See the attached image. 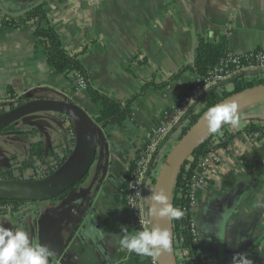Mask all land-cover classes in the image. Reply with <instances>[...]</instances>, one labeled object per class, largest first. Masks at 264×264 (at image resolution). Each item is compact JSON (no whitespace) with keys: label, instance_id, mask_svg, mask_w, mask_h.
<instances>
[{"label":"crops","instance_id":"0c3cea01","mask_svg":"<svg viewBox=\"0 0 264 264\" xmlns=\"http://www.w3.org/2000/svg\"><path fill=\"white\" fill-rule=\"evenodd\" d=\"M1 2L18 12L33 0ZM45 8L63 46L70 52L86 49L82 63L98 90L118 101L138 96L132 120L99 129L96 159L82 182L59 200L6 204L0 224L19 227L48 245L54 253L50 264H148L118 243L121 226L133 233L123 202L126 169L145 133L191 88L194 71L171 77L193 62L198 35L216 41L229 30L231 52L264 50V0H46ZM226 85L224 90L229 91ZM10 90L14 99H70L91 119L100 112L72 75L51 69L32 24L0 27V104L13 101ZM202 105L203 100L194 111ZM249 108L236 128L252 118L261 119L264 126V102ZM16 126L38 134L23 138L13 131L1 133V168L10 164L12 155L24 159L35 140L54 147L61 158L66 148L72 151L54 175L82 165L86 137L70 117L37 112ZM179 133L172 132L158 150L159 166ZM261 135L257 142L239 135L219 148L223 162L208 172L197 191L193 215L205 264H231L236 253H246L253 264H264V131ZM148 187L147 192L151 183Z\"/></svg>","mask_w":264,"mask_h":264},{"label":"trees","instance_id":"16d2710c","mask_svg":"<svg viewBox=\"0 0 264 264\" xmlns=\"http://www.w3.org/2000/svg\"><path fill=\"white\" fill-rule=\"evenodd\" d=\"M45 4L46 2L44 4H37V6H34L32 10L20 17H10L0 8V12L2 13L1 26L21 27L32 24L35 28V34L38 37L46 55V61L51 69L56 73L64 74L66 76L72 75L76 80L77 86L82 89L83 93L94 104L100 107L98 116L93 119L98 129H104L110 125L124 126L126 122L132 120L133 103L138 95H134L124 101H118L110 95L98 90L92 84L90 73L82 63L81 55L86 49L80 52H70L63 46L59 32L49 22ZM228 40L229 30L225 34L220 35L216 41H211L206 36L198 35L193 62L182 66L172 75L171 79L178 78L187 70L194 71L197 76L206 75L222 59L226 58L229 52H231L228 46ZM80 81L83 82V84ZM228 83L233 86L230 91L224 90L225 84ZM148 84L150 83L148 82ZM154 84L159 86L157 83ZM260 84H264V72L253 71L251 73L237 75L233 79L220 83L208 90L201 99L203 100V105L199 111H194L193 108L201 100L191 107L189 113H187L183 118L182 124L175 127L169 133L168 137L172 132L176 130L180 131L176 141L169 145V147L165 150L163 160L172 147L197 121L204 111L214 106L230 94ZM143 91L144 90H142V92ZM9 96L13 101L9 104H0V114L5 112L10 106L14 107L15 105H21L30 100L27 97L14 99L16 98V95L12 90L9 91ZM67 101L73 102L70 99H67ZM249 109L250 108L248 107L238 113L239 123L241 117H243ZM261 122V119L252 118L248 121V124L241 129H238L236 126L229 123H223L216 132H211L195 148L183 165L174 186L171 203L174 207H179L184 213L180 219H171L173 250L176 257V264H202L200 259L202 253L199 250V245L191 232V219L193 217V213L189 210V197L191 193L190 181L198 163L208 153L226 146L239 135H245V137L250 138V136L255 132L261 133V131H264V126ZM9 131L16 132L23 138L36 136L38 134L37 130L28 132V129L19 128L13 123L9 124L2 131H0V134ZM168 137L161 146L165 144ZM71 152L72 151L69 148H66L64 156L61 158V156L55 152L54 147L47 146L42 140L32 141L30 143L28 154L24 157V159L19 160L17 155H12L10 157V164L5 168L0 167V180L22 181L23 177L21 176L26 174L28 171L31 173L37 171L33 174H39L42 170L46 172L45 176L48 177L53 174L57 168H61L63 166L65 161L71 155ZM52 162H55V164L52 165ZM158 164L159 163H156V155H154L151 164L152 170L149 173V180H151L152 183L156 181L158 175ZM67 193L68 191L53 200L62 199L67 195ZM25 202V200L0 198V204L2 205H19Z\"/></svg>","mask_w":264,"mask_h":264},{"label":"water","instance_id":"95a60500","mask_svg":"<svg viewBox=\"0 0 264 264\" xmlns=\"http://www.w3.org/2000/svg\"><path fill=\"white\" fill-rule=\"evenodd\" d=\"M46 0H35L31 5L21 11L12 12L8 10L0 0V8L10 17H20L32 10L37 4H44ZM225 102H234L238 106V113L248 107L264 102V84L246 88L242 91L230 94L217 104ZM215 104V105H217ZM209 109V108H208ZM207 109V110H208ZM204 111L189 130L180 138L165 156L161 167L159 168L156 181L151 190L148 213H150L153 204L152 193L163 190L168 197V202L172 203L173 190L178 175L195 148L212 132L204 118ZM55 112L77 122L86 137V154L82 165L75 171L44 177L38 180H0V198L41 201L51 200L59 197L61 194L69 191L87 176L97 155L99 129L93 119H91L78 105L62 99L36 98L29 101L9 107L0 114V131L9 124H15L23 117L37 112ZM145 192L147 187L145 183ZM151 229L159 226L162 228L165 217H157L149 214ZM159 264H176V257L173 250V234L171 225V250L162 251L157 256Z\"/></svg>","mask_w":264,"mask_h":264},{"label":"built area","instance_id":"2783aa9c","mask_svg":"<svg viewBox=\"0 0 264 264\" xmlns=\"http://www.w3.org/2000/svg\"><path fill=\"white\" fill-rule=\"evenodd\" d=\"M2 13L0 12V27ZM253 71L264 72V50L252 51L247 54H238L229 52L227 57L222 59L206 75L196 76L189 91L179 99L176 106L166 111L160 123L145 133L142 144L136 148L132 163L125 172V195L123 202L129 224L136 231L151 229L148 207L152 189V182L149 180L151 164L159 147L166 140L169 133L182 124L183 118L189 113L191 107L200 101L205 93L212 87L220 83L229 81L237 75L251 73ZM81 82V81H80ZM83 84V82H81ZM253 138V139H252ZM262 138L260 132H255L250 136L251 141H259ZM71 139L75 140L74 133H71ZM223 162V152L220 149L214 150L204 156L198 163L195 172L190 181L191 193L189 197V210L193 213L198 204L197 191L204 186L208 179V172L212 168H217ZM45 171L39 174H33L28 171L22 180H37L44 178ZM145 183H151L149 192H145ZM6 208V205L0 204V213ZM191 232L198 243V228L193 215L191 219ZM200 250V249H199ZM148 264H159L157 257H145ZM202 264H205L203 254L200 257Z\"/></svg>","mask_w":264,"mask_h":264},{"label":"clouds","instance_id":"9594fccd","mask_svg":"<svg viewBox=\"0 0 264 264\" xmlns=\"http://www.w3.org/2000/svg\"><path fill=\"white\" fill-rule=\"evenodd\" d=\"M209 129L216 132L223 123L233 126L239 123L238 106L234 102H225L210 107L204 114ZM155 202L150 215L180 219L184 213L179 207H174L168 202V197L163 190L152 193ZM122 237L119 245L129 253H136L145 257H157L162 251L170 249L171 234L167 229L159 226L152 229H143L134 234L121 226ZM54 255L50 247L30 238L23 229L6 228L0 224V264H50ZM231 264H253L246 253H236L231 258Z\"/></svg>","mask_w":264,"mask_h":264},{"label":"bare ground","instance_id":"6f19581e","mask_svg":"<svg viewBox=\"0 0 264 264\" xmlns=\"http://www.w3.org/2000/svg\"><path fill=\"white\" fill-rule=\"evenodd\" d=\"M153 185H154V183H153ZM152 188H153V186H152ZM162 228L167 229L170 232V234H171V220L168 219L167 217H165V220L163 222ZM169 250H171V244H170V249Z\"/></svg>","mask_w":264,"mask_h":264},{"label":"rangeland","instance_id":"374dc122","mask_svg":"<svg viewBox=\"0 0 264 264\" xmlns=\"http://www.w3.org/2000/svg\"><path fill=\"white\" fill-rule=\"evenodd\" d=\"M226 89L230 91V90L232 89V85L228 83V84L226 85ZM237 125H238V124H237ZM168 147H169V146H168ZM162 162H163V161H162ZM162 162H161V164H162ZM161 164H160L159 168L161 167ZM159 168H158V171H159ZM32 172H33V171H32ZM36 172H37V171H36ZM36 172H33V173H36ZM157 174H158V173H157ZM19 176H20V174H19ZM21 177H25V174L22 175ZM124 177H125V176H124ZM148 179H149V178H148ZM148 185H150V183H146V187H147V189L149 188ZM152 185H153V183H152ZM125 188H126V184H125Z\"/></svg>","mask_w":264,"mask_h":264}]
</instances>
